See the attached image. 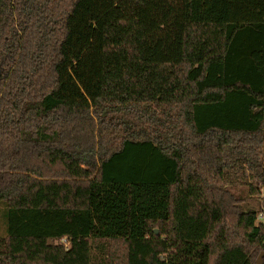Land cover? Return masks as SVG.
I'll list each match as a JSON object with an SVG mask.
<instances>
[{
    "label": "trees",
    "instance_id": "16d2710c",
    "mask_svg": "<svg viewBox=\"0 0 264 264\" xmlns=\"http://www.w3.org/2000/svg\"><path fill=\"white\" fill-rule=\"evenodd\" d=\"M254 196L264 0H0V264H255Z\"/></svg>",
    "mask_w": 264,
    "mask_h": 264
},
{
    "label": "built area",
    "instance_id": "2783aa9c",
    "mask_svg": "<svg viewBox=\"0 0 264 264\" xmlns=\"http://www.w3.org/2000/svg\"><path fill=\"white\" fill-rule=\"evenodd\" d=\"M257 220L264 227V205L262 206L260 212L258 213Z\"/></svg>",
    "mask_w": 264,
    "mask_h": 264
},
{
    "label": "rangeland",
    "instance_id": "374dc122",
    "mask_svg": "<svg viewBox=\"0 0 264 264\" xmlns=\"http://www.w3.org/2000/svg\"><path fill=\"white\" fill-rule=\"evenodd\" d=\"M252 200H253L254 202H258L257 200H259V202L262 204V201H261V198H260V197H256V196H254ZM261 204H260V206H261ZM262 205H264V203H263ZM260 208H261V207H260ZM260 254H261V253H260ZM260 254L257 256L256 261H257L258 257L260 256ZM262 262H263V264H264V257H263V259H262ZM255 264H256V262H255Z\"/></svg>",
    "mask_w": 264,
    "mask_h": 264
},
{
    "label": "water",
    "instance_id": "95a60500",
    "mask_svg": "<svg viewBox=\"0 0 264 264\" xmlns=\"http://www.w3.org/2000/svg\"><path fill=\"white\" fill-rule=\"evenodd\" d=\"M156 232H158L157 230H155ZM264 257V254H260V256L258 257L256 264H263L262 259Z\"/></svg>",
    "mask_w": 264,
    "mask_h": 264
}]
</instances>
